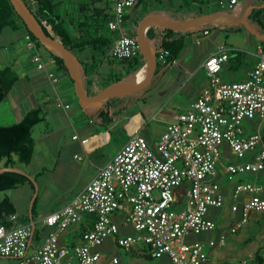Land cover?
<instances>
[{"label":"built area","instance_id":"built-area-1","mask_svg":"<svg viewBox=\"0 0 264 264\" xmlns=\"http://www.w3.org/2000/svg\"><path fill=\"white\" fill-rule=\"evenodd\" d=\"M109 1L112 13L108 25L119 34L105 57L120 60L140 57L137 38L123 31L127 10L138 0ZM242 1L221 4L237 12ZM204 33L209 34L210 30L207 28ZM26 40L33 50L37 69L57 83V77L48 70L47 59L29 32ZM258 57L246 80L229 83L219 76L229 53L221 46L210 54L203 63L209 85L187 110L171 114L154 144L141 134L133 135L68 204L44 218V224L52 230L32 250L31 224H20L16 213L8 215L0 224V256L14 257L16 264H119V256L100 250L108 238H113L118 248L126 250L144 243L152 258L167 256L168 264H205L209 259L205 243L189 237L217 228V222L208 217V212L212 207L224 205L220 183L215 181L223 146L228 145L239 159L255 152L252 160L226 166L231 178L264 170V137L261 132L247 135L243 127L246 119L264 120L263 49ZM157 58L166 68L175 62L167 59L165 51ZM57 104L69 107L61 99ZM73 139H80L85 145L90 141L77 134ZM76 157L83 159L82 155ZM262 189L251 181L236 184V198L242 194L249 196L241 204L232 206L234 211H241V217L230 229L232 233L244 227L251 213L264 212ZM180 197H186L184 206L175 210L174 206L181 204ZM88 213L96 214L97 219L92 226L86 225L80 242L72 247L62 244L61 233L84 222ZM119 214L123 217L121 224L116 220ZM121 225L130 226L135 232L122 234ZM226 238L222 234L209 244L223 246Z\"/></svg>","mask_w":264,"mask_h":264},{"label":"crops","instance_id":"crops-1","mask_svg":"<svg viewBox=\"0 0 264 264\" xmlns=\"http://www.w3.org/2000/svg\"><path fill=\"white\" fill-rule=\"evenodd\" d=\"M150 1L160 2L163 6L157 10H145L144 13L146 15L149 13L164 11L172 17H176L174 13L179 11H182L183 15L185 13H189L191 16L199 15L197 13L200 9L203 10L202 6L206 3V0H197V2L194 3L195 9L184 11L185 2L181 0H166L165 2L161 0H149V3ZM222 1L223 0H216L215 2L220 6V9L204 12L209 13L212 11H223L224 9H227L221 4ZM107 2V0H53V3L56 4L55 13L62 16L65 20V26L75 38H78L81 34L87 35L89 31L93 33L94 27L90 26V23L102 21V16H100L99 19L96 17L97 12L105 11L108 14L112 13L111 3L107 5ZM31 3L34 5V2ZM187 3L189 4V2ZM254 3L264 4V2L259 3L258 1L255 2V0ZM139 4L140 2L131 8V12H128V15L133 13L135 9H138ZM207 5H209V3ZM227 11L231 12L230 9H227ZM136 17L138 16L136 15L135 18ZM27 29L28 28L23 24L21 19L15 18L14 26H6L0 33V69L11 66L19 75V79L14 83L6 98L0 103L1 125H11L18 122L29 110L37 107H42L46 119L49 112L52 116L62 115V112L69 116L68 111L72 108V103L77 101L79 104V98L75 91V84L70 74L66 73L57 65L55 59L49 52L46 54L41 48V52L47 59L48 70L54 73L58 82L53 83L47 73L37 69L35 62L33 61V50L26 40V35L28 33ZM208 29L210 30V33L207 35L204 33L205 30H201L197 35H193L194 32L187 34L185 37V46L179 57L175 59L174 64L167 68L162 66L158 73V79L162 85V92H172V96L170 95L168 97L173 101L172 109L164 111L162 117L159 119L161 128L151 126L150 119H154V116L151 114V116L149 115L151 118L148 120V118H145L141 113L136 112L131 115L130 120H126L124 123L123 129L124 133L127 135V140H125L124 143L138 133L148 139L151 144H154L165 130L170 121L171 114L177 110H187L190 103L194 101L202 93L203 89L209 85V76L203 63L210 54L218 51L221 46H223L230 55V59L224 63L223 68L219 73L221 80L230 83L243 81L249 77L259 59L258 56L260 50H264V45L259 42V39L257 37H252V39L248 38L241 25L219 24L218 26H213ZM85 40H87V38ZM79 41L82 42L83 39H79ZM249 47L253 48V50L250 51L248 49ZM237 51H240L243 54L239 55L236 53L231 57V54ZM250 54L252 55L251 58L249 56ZM93 58L94 57L91 53H87V56L85 57V61L88 63L86 79L88 78L91 81L92 89L95 92L107 86V83L116 81L117 76L120 77V79H123L129 78L136 73H132L130 65L121 62L120 59H109L102 53L95 55L94 59H96V63H92ZM124 71L128 73L125 75L122 74ZM185 87H188V93L186 95L182 94L181 96H177ZM59 99H61L65 105H69V107L65 108L59 106L57 104ZM107 104L108 101L102 110L110 111L113 115L112 122L115 121L117 114L121 113L120 111L126 108V104H122L119 106V110L114 111L112 110L113 102L110 107H107ZM129 106L130 104H128V107ZM81 110L83 111L82 108ZM89 123H96L98 125L94 127L97 132L93 133L94 128L90 127V125L81 124L78 129L80 130L82 138H90V141L85 145L79 141L80 139H74V143L72 141L69 150L68 160L64 161L65 163L62 162L63 164H71L75 163V161L83 162L87 160L85 166L92 171L88 181L92 179L97 171L120 149L119 148L115 154L108 158L105 157V154L97 153L100 149L104 148L105 145H110L112 143L115 125L111 123L105 125L98 114L93 115V117L89 119ZM243 127L245 134L247 135L261 132L264 137V120L259 118L246 119L243 122ZM77 135L81 137L78 133ZM106 136L108 137L106 138ZM35 152L31 162L27 165L32 164L35 158ZM254 154L255 152L249 153L246 159H239L233 154L228 145H224L222 148V156L217 164L215 181L220 183L221 193L224 196V205L220 208L212 207L208 212V217L217 222V228L211 232L189 237L190 240H200L205 243V249L209 257L205 264H264V260H261V258H264V212L251 213L248 222L242 229L236 233L230 231L232 225H234V223L241 217V211H234L232 206L234 204H241L242 201L249 196L248 194H242L236 198L234 196L236 184L240 181L256 182L263 187L260 195L264 197V170L258 174H238V178L235 179V177L231 178L227 174L226 166L229 163H239L244 160H252ZM77 155H82L83 159L79 160L76 157ZM60 162L61 156L58 155L57 160L48 162V164L43 166L42 169L45 170L51 168L55 170ZM22 169H25L24 165ZM40 172L41 171H38L32 176L35 177L36 175H39ZM41 176L42 175L39 177ZM87 182L81 187L80 191L85 187ZM24 185H27L31 190L29 192L27 189L26 196L28 197V202L25 207L19 205L9 194H6L5 196L10 197L16 207L18 222L20 224H29L30 222L23 223L22 219L25 215L29 214V204L34 190L29 184ZM24 185H21L20 188H25ZM77 194L72 196L67 202L55 210L68 204ZM55 210H45L43 207L36 208V214L34 216L36 228L42 229V231L35 239L33 235L30 250L40 245L52 230V227L46 226L43 220L49 213ZM80 224L81 223L74 224L61 233L60 242L71 247L79 243L82 236ZM251 228H253V230H251ZM121 232L122 234H125L134 233L135 231L130 226H123ZM222 234H225L227 237L225 245L211 246L209 244L211 239H218ZM100 250L108 255L115 254L119 256V264H123L120 248L116 246L113 238H108L104 245L100 247ZM128 251L131 255V261L129 262L131 264L169 263V258L167 256L160 259L152 258L148 254L147 246L144 243H139ZM259 255L261 258L258 257ZM3 258L9 260L7 264H16L17 260L14 257Z\"/></svg>","mask_w":264,"mask_h":264},{"label":"trees","instance_id":"trees-1","mask_svg":"<svg viewBox=\"0 0 264 264\" xmlns=\"http://www.w3.org/2000/svg\"><path fill=\"white\" fill-rule=\"evenodd\" d=\"M25 1L29 5L31 10L36 14V16L43 22V26L46 32L61 40L75 54L78 55L82 62L83 70L85 73L88 72V63L85 61L87 53H91L94 58L95 55L99 53L105 55L119 34L118 30H112L109 28L108 20L110 18V14L106 13L105 11H100L97 12L96 17L99 19V17L102 16V21H95L90 23V26L94 27L93 33L89 31L87 35L81 34L78 38H75L65 26V20L62 18V16H59L55 13L56 4L53 3V0H35L34 5L29 0ZM107 1V5L110 4V1ZM140 1L141 0H138L136 4H138ZM258 2L261 3L264 2V0H258ZM223 11H227V9H224ZM230 11L232 12V10ZM204 13L205 12L200 9L197 14ZM145 15L146 14L144 13L142 16H138L133 19L132 29H134L135 31L131 35L136 37L138 25ZM190 17L192 16L189 13H185L183 15V19ZM15 18H19L22 20V18L16 13L10 0H0V33L2 32L4 27L9 25L14 26ZM129 18L130 15L126 13L123 26L127 23ZM249 19L254 24V26L262 34H264V7L254 9ZM22 22L26 26L23 20ZM218 25L219 24H210L208 25V28ZM28 32L41 48L42 44L40 43V41L29 30ZM189 33L191 32L176 31L173 29L157 26H151L147 30V36L149 38L152 39L157 37V57L162 51H165L167 52V59L170 61L175 60L177 57H179L185 46V37ZM252 36L256 38L255 35L252 34ZM86 38L87 40H85ZM79 39H83V41L80 42ZM259 42L264 45V41L259 40ZM49 53L51 56H53L57 65L69 74L64 60L60 56L55 55L50 51ZM236 53L239 55L243 54L242 52L237 51L233 52L231 54V57ZM94 58L92 59V63H96V59ZM121 62L128 63L132 69V73H134L137 72L142 66H144L146 61L143 54L140 52V57L124 59L121 60ZM161 67L162 64L158 61L156 74L159 73ZM18 79L19 75L13 67L7 66L0 69V103L6 98L7 94ZM118 79H120V77L117 76L116 80ZM108 84H110V82L106 85ZM85 85L90 94L95 93V91L92 89V83L88 78L85 80ZM111 104L112 100L109 99L107 107H110ZM98 115L101 118L102 122L105 123V125L110 124L113 121V115L109 110H101ZM92 117L93 116H90V118ZM45 120L46 117L42 107H37L29 110L25 114V116L18 122H15L11 125L0 124V168L6 166L23 168V165H27L31 162L36 147V141L33 136V129L37 124L45 122ZM40 175H42V172H40L39 175H36L35 179L38 180ZM24 184H29L34 190L32 181L25 174L14 171H6L0 174V192L16 188ZM37 203L38 197L34 205L33 216H35L36 214ZM14 213H17V209L14 203L12 202L10 197L5 196L0 200V224L6 221V217L8 215ZM96 219V214H86L85 221L80 224L81 230H85L86 225L92 226ZM22 222H30L29 214L24 216ZM122 227L123 226L121 225V229ZM41 231L42 229L35 228L34 239L36 238V236H39ZM258 257L261 258L260 255ZM261 260H264V258H261Z\"/></svg>","mask_w":264,"mask_h":264},{"label":"rangeland","instance_id":"rangeland-1","mask_svg":"<svg viewBox=\"0 0 264 264\" xmlns=\"http://www.w3.org/2000/svg\"><path fill=\"white\" fill-rule=\"evenodd\" d=\"M161 1L165 2L166 0ZM181 1L185 2L184 11L195 9L194 3L197 2V0ZM223 1L227 2L228 0ZM257 1L258 0H255V2ZM187 2H189V4ZM215 2L216 0H206V3L202 6L203 11L220 9V6ZM208 3L209 5H207ZM162 6L163 5L157 1H150L149 3V0H141L138 9H135L133 13H130L131 16L129 20L123 26L125 34L131 35L135 31L132 29V24L136 15L142 16L145 10H157L162 8ZM128 12H131V9H128L127 13ZM174 14L176 18L183 19L182 11L175 12ZM242 28L247 37L252 39L253 36L251 32H249L244 26H242ZM200 32L201 31H196L193 35H197ZM41 49L44 53L48 54L47 52H49V50L43 45L41 46ZM248 49L250 51L253 50V48L250 47ZM249 56L251 58L252 55L250 54ZM141 69H143V67H141L136 73ZM127 73L128 72L124 71L122 74L125 75ZM161 87L162 85L158 79V74H156L150 85L145 89L132 95L111 98L113 102L112 110H119V106L122 104H126V108L120 111L121 113H116V119L111 123L115 125L112 143L110 145H105V147L100 149L97 153L105 154V157L108 158L115 154L117 150L123 146L122 144H125L124 142L127 140V135L124 133V123L126 120H130L131 115L136 112L141 113L145 118H148V120L151 118V115L154 116V119H150L151 126L161 128L159 119L162 117L164 111L171 110L173 107V101L168 97L170 95L172 96V92L163 93ZM187 93L188 87H185L177 96H181L182 94L186 95ZM128 104H130L129 107ZM68 112L69 116L64 114V112H62V115L52 116L49 112L46 121L34 127L33 136L36 140L35 158L32 164L24 165V170L31 175L36 174L38 171L42 172V176L37 180L39 185L37 207H43L45 210H55L67 202L72 196L77 194L81 187L88 181L92 172L85 166L87 160L83 162L75 161V163L71 164L62 163L68 160L72 141L74 143L73 135L78 133L81 136L80 138H82L80 130L78 129L81 124L90 125L92 128L98 126L96 123H89L90 116L81 110L77 101L72 103V108L69 109ZM95 132H97V130L94 128L93 133ZM107 137L108 136H106V138ZM251 153H254V151ZM58 155L61 156V162L55 170L50 167V169H42L43 166L48 164V162L57 160ZM233 177L237 179L238 174ZM20 187L21 186L5 192H0V199L6 194H9L19 205L25 207L28 202V197L26 196L27 189L29 192L31 190L27 185H24L25 188L23 189ZM180 200L181 204L174 206L175 210H180L184 206L186 197H180ZM116 220L121 224V221L123 220L122 214L116 216ZM251 230H253V228H251ZM120 253L123 258V264H131L129 263L131 261L130 252L126 249L120 248ZM8 262L9 260L7 258L0 257V264H7Z\"/></svg>","mask_w":264,"mask_h":264},{"label":"water","instance_id":"water-1","mask_svg":"<svg viewBox=\"0 0 264 264\" xmlns=\"http://www.w3.org/2000/svg\"><path fill=\"white\" fill-rule=\"evenodd\" d=\"M10 2L16 13L26 24L28 30L34 34L40 43L51 53L60 56L64 60L69 74L74 81L79 104L83 111L89 116L97 115L104 108L109 99L132 95L150 85L158 67L157 37L151 39L147 36V30L151 26L169 28L182 32H196L205 30L210 24L244 25L246 29L259 40L264 41V34H262L249 19L254 9L264 7V4L254 3V0H243L241 8L237 12L212 11L185 19L172 17L164 11L149 13L141 19L136 34L141 53L146 61L143 66L144 74L142 78L139 79L137 73H134L129 78L118 79L94 94H90L85 85L87 75L83 70V65L78 55L61 40L46 32L43 22L31 10L25 0H10ZM6 171L25 174L34 185V193L29 204L31 224L30 245L36 228L33 209L39 194V185L35 177L22 168L11 166L0 168V174Z\"/></svg>","mask_w":264,"mask_h":264},{"label":"bare ground","instance_id":"bare-ground-1","mask_svg":"<svg viewBox=\"0 0 264 264\" xmlns=\"http://www.w3.org/2000/svg\"><path fill=\"white\" fill-rule=\"evenodd\" d=\"M143 74H144V68L141 69V70L137 73V77L140 79V78H142Z\"/></svg>","mask_w":264,"mask_h":264}]
</instances>
